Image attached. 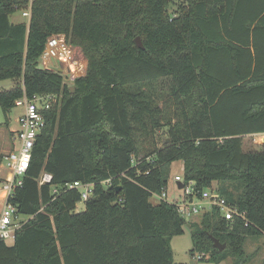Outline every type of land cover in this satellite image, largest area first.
I'll return each mask as SVG.
<instances>
[{
	"label": "trees",
	"instance_id": "obj_1",
	"mask_svg": "<svg viewBox=\"0 0 264 264\" xmlns=\"http://www.w3.org/2000/svg\"><path fill=\"white\" fill-rule=\"evenodd\" d=\"M183 1L171 14L173 0H32L29 23H15L30 0H0V81H17L0 90L3 112L25 94H62L11 199L29 219L0 241V264H174L171 239L185 219L151 196L178 160L185 181L216 182L250 222L213 208L190 223V253L247 263V237L264 235V143L244 149V137L264 134V0ZM54 33L87 57L72 85L41 64ZM157 85L173 107L159 104ZM45 172L52 181L40 185ZM76 180L94 184L80 212L79 190H53Z\"/></svg>",
	"mask_w": 264,
	"mask_h": 264
},
{
	"label": "built area",
	"instance_id": "obj_2",
	"mask_svg": "<svg viewBox=\"0 0 264 264\" xmlns=\"http://www.w3.org/2000/svg\"><path fill=\"white\" fill-rule=\"evenodd\" d=\"M31 3L22 10L23 16L31 17ZM42 65L46 69L60 72L64 77H70L73 81L84 75L87 65L76 57L75 49L63 33H54L46 41L45 48L42 52ZM62 98L60 93H41L28 97L26 94L16 100V106L22 108L21 115L17 118L19 127L13 130V148L3 156V166L8 175L0 177V241H14L18 231L28 221V217L18 212V207L11 202L16 190L23 186L24 177L27 174L31 159L32 151L35 146L37 137L46 125V110L53 107ZM138 161L135 156L132 157V164L137 165ZM52 175L43 173L39 179V184L51 183ZM175 183L182 184L178 188L182 192V197L178 200H168L167 188L161 193H152V198L156 201H167L176 206V209L184 219H192L196 216L210 212L213 208H218L226 220L234 221L237 218L242 219L247 226L250 222L247 219L246 212L240 211L238 207L232 205L226 197L214 187L198 189L195 180L185 181L180 174L175 175ZM112 179H108L103 184L110 185ZM77 189L81 194V201L84 203L89 200L93 191L94 184L84 183L76 180L67 182L64 185H53L56 193L67 190ZM3 194V195H1ZM176 199V198H175ZM209 255L196 252L194 258L202 260Z\"/></svg>",
	"mask_w": 264,
	"mask_h": 264
},
{
	"label": "rangeland",
	"instance_id": "obj_3",
	"mask_svg": "<svg viewBox=\"0 0 264 264\" xmlns=\"http://www.w3.org/2000/svg\"><path fill=\"white\" fill-rule=\"evenodd\" d=\"M183 2H184L183 0H173V2L170 5L169 12L173 14L175 10L178 8V5H181ZM11 18L17 22L24 20L21 17L20 11L15 12V14L11 16ZM70 44L75 49L76 57L82 60L87 65V57L83 51V48L80 45H75L72 43ZM41 64L44 65L43 60H41ZM85 73L86 71H84V74ZM64 81L68 85L69 84L72 85L74 82L73 79H71L70 77H65ZM16 82L17 81L15 80L0 81V90L13 86ZM156 91L159 96L157 97L158 102L162 107L165 106L167 108L168 106L173 107L172 98H170L168 94L169 93L168 88H165V86L157 85ZM21 112H22L21 107H14L8 113H4L0 106V177H4L8 175V172L5 170L3 166V156L10 149H12L11 144L9 142V136L11 134L12 128L19 127V124L16 119ZM155 134L157 137L158 145L160 146L163 145L165 143L163 141L168 134V126L166 125L160 126L159 128L156 129ZM263 143H264V134L244 137L245 150L260 149ZM171 168H172L171 177L167 185V194L169 201L178 200V198H181L183 196L182 192L178 188V185L174 181L175 175L180 174L183 176L184 174L183 161L182 160L175 161L172 164ZM212 187L218 188V184L214 182ZM151 200L154 202L156 201L155 198H152ZM1 203L2 202L0 200V209H1ZM84 209H85V203L81 201L80 203H78L76 211L80 212L83 211ZM200 219H201V215L196 216L192 219H185L184 234L174 236L171 239V245L174 253V264H233L232 256H230L221 263H214L205 260H197L190 253V250L192 248V238H191L189 225L191 222L198 221ZM245 252L247 257L246 264H264V235L247 237V241L245 244Z\"/></svg>",
	"mask_w": 264,
	"mask_h": 264
},
{
	"label": "water",
	"instance_id": "obj_4",
	"mask_svg": "<svg viewBox=\"0 0 264 264\" xmlns=\"http://www.w3.org/2000/svg\"><path fill=\"white\" fill-rule=\"evenodd\" d=\"M135 42H136V45L138 47H140V48L144 47L142 38L140 36L136 37ZM72 89H73V87H72ZM178 185H179V187H182V184L179 183ZM118 188H120V187H118ZM213 240H214L215 246L218 247L221 251L226 247V243H221L219 239L213 238Z\"/></svg>",
	"mask_w": 264,
	"mask_h": 264
},
{
	"label": "crops",
	"instance_id": "obj_5",
	"mask_svg": "<svg viewBox=\"0 0 264 264\" xmlns=\"http://www.w3.org/2000/svg\"><path fill=\"white\" fill-rule=\"evenodd\" d=\"M17 11H20V13H21V17L24 19L23 21H19V22H26V23H29L28 22V18L27 17H25V16H23V14H22V10H17ZM16 11V12H17ZM13 14H15V13H13ZM13 14H11L10 15V20L11 21H13V22H15V23H19V22H17V21H15V20H13L12 18H11V16L13 15ZM17 14V13H16ZM17 107V106H16ZM22 113V112H21ZM21 113L19 114V116L21 115ZM18 116V117H19ZM17 117V118H18ZM17 120V119H16ZM18 122V121H17ZM15 129H17V127L16 128H12V130H11V134H10V136H9V142H10V144H11V148H13V145H14V142H13V130H15ZM155 202H158V201H155Z\"/></svg>",
	"mask_w": 264,
	"mask_h": 264
}]
</instances>
